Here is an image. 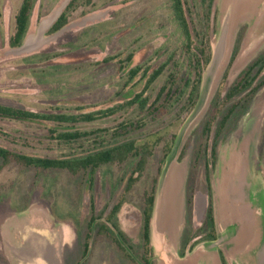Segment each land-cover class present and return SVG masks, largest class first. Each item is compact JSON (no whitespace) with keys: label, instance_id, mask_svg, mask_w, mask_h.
<instances>
[{"label":"rangeland","instance_id":"rangeland-1","mask_svg":"<svg viewBox=\"0 0 264 264\" xmlns=\"http://www.w3.org/2000/svg\"><path fill=\"white\" fill-rule=\"evenodd\" d=\"M70 1L34 0L24 47L18 49L10 40L23 0H0V105L67 115L124 107L112 116L73 125L0 117V146L52 158L114 142L151 141L156 146L140 172L131 157L99 167L92 184L88 172L72 175L0 163V264H144L142 210L153 189L151 264H264V87L223 130L210 170L220 247L194 244L202 241L199 228L208 204L205 161L195 158L204 155L208 144L203 128L215 113L217 95L223 100L239 74L264 52V0H214L211 62L203 72L199 100L191 110L181 103L169 111L159 94L171 66L145 88L153 71L181 47L169 0H80L65 28L51 32ZM189 9L193 27L200 29V0H189ZM136 66L148 75L141 72L129 80L128 72ZM142 93L150 109L127 105ZM157 106L160 110L153 112ZM221 116L212 127L210 146ZM132 123L136 126L129 127ZM63 132L82 137L66 143L59 138ZM132 176L138 179L126 190ZM91 202L100 225L115 204L123 203L117 222L129 238L132 257L105 234L94 233L82 260ZM186 237L193 240L183 246Z\"/></svg>","mask_w":264,"mask_h":264},{"label":"trees","instance_id":"trees-1","mask_svg":"<svg viewBox=\"0 0 264 264\" xmlns=\"http://www.w3.org/2000/svg\"><path fill=\"white\" fill-rule=\"evenodd\" d=\"M79 3L80 0H72L50 31L57 32L65 27L69 22L71 13L78 8ZM200 3L203 7V20L201 28L197 29V27H193L190 19L191 13L189 9V0H169L170 21L174 26L175 34L178 36V42H180L181 47L179 51L171 52L166 61L159 68L153 71V73L149 76L145 87L148 89L164 73V71L171 66L167 82L162 87L159 94V101L163 96V101L167 104L164 108L166 111H169L181 103H184V106L188 107L187 110H191L194 106H196L200 97L203 72L211 62L210 23L214 0H200ZM33 6L34 0H23V3L16 15L15 33L10 40L11 47H19L22 45L29 30ZM240 44L241 37L239 36L235 46V54L238 52ZM128 59H132V54L129 55ZM141 72L143 73V77L148 75L147 70H143L142 66L132 68L128 72L129 80L135 79ZM262 87H264V52L256 57V59L247 65V67L239 74L238 78L226 92L223 100L220 98V94H218L213 101L215 113L213 116L209 117L203 128V135L206 137L208 144L206 143L205 145L204 155L201 156V154H196L195 157L198 161H200L203 157V160L205 161V178L208 198L205 218L199 228V233L202 234V241L196 240L194 242L195 245L205 244L206 242L215 243L219 240L214 201L211 192L212 177L210 170L215 167L217 162V146L223 130L239 111L238 109L246 108L248 103ZM236 98H241L242 100L237 101L235 104L228 107V105L232 104ZM241 101L244 102L245 107L241 105ZM127 105H137L139 110L143 111L150 109L147 98H143V93L138 94L134 99L130 100ZM121 107L123 108L124 106L113 107L89 114L67 115L40 114L0 105V117L24 121H49L59 124L73 125L79 122H92L100 118L112 116ZM159 107L160 106L155 107L153 112H158L160 110ZM221 114L222 116L218 122L213 143L210 146L209 139L212 127L219 120ZM135 126L136 124L134 123L133 126L132 123L129 127ZM129 127L126 126L125 129H128ZM119 134H121V132L117 131L115 135L120 136ZM81 137L82 133L79 132H63L59 135V138L66 143L77 141ZM155 146L156 142L151 141H147V143L142 145L137 144L136 141L114 142L112 144L103 145V147L93 148L90 152L85 154L60 158L25 155L13 152L0 146V163L1 165H7L11 162H16L31 169H39L44 172L56 170L67 171L72 175H79L81 173L88 172L89 184H92V177L99 167L114 164L116 162H125L131 157L137 159L138 162L136 163V167L137 171L140 172L143 168H145L148 158L153 155ZM166 146L164 157L169 154L173 144ZM137 179L138 176L136 178H134V176L130 177L126 190L131 189ZM155 201V190L153 189L151 193L146 194L142 210L143 220L141 236L144 251V264H151L148 257L152 254L150 236ZM122 204V202L115 204L106 218V224L100 225L98 223L100 218L95 215V205L91 202V216L87 225L88 230L85 232V236L82 241V260L86 259L88 256L90 247L89 241L94 233H98L97 235L105 234L107 238H110L117 244L122 252H127L130 255L132 246L129 242V238L122 231L117 222V215L120 212ZM188 205L190 212H192V208H190L192 205L191 199L188 200ZM190 238L186 237L184 239L183 246L189 244Z\"/></svg>","mask_w":264,"mask_h":264},{"label":"water","instance_id":"water-1","mask_svg":"<svg viewBox=\"0 0 264 264\" xmlns=\"http://www.w3.org/2000/svg\"><path fill=\"white\" fill-rule=\"evenodd\" d=\"M70 2H71V1H70ZM70 2H69V3H70ZM69 3H68V5H69ZM68 5H67V6H68ZM67 6H66L65 8H67ZM62 14H63V12H60V13H59V15H58V16L56 17V19L54 20L53 24H51L50 29L54 26V24L58 21V19L61 17ZM64 28H65V27H63L62 29H60V30L57 31V32L62 31ZM23 47H24V43H23L22 45H20L18 49H21V48H23ZM218 243H220L219 240H218L217 242H215L214 245L217 246Z\"/></svg>","mask_w":264,"mask_h":264},{"label":"crops","instance_id":"crops-1","mask_svg":"<svg viewBox=\"0 0 264 264\" xmlns=\"http://www.w3.org/2000/svg\"><path fill=\"white\" fill-rule=\"evenodd\" d=\"M215 218H216V224H217V231H218V236H219V241H221V239H222V235H221V232H220V230L218 229V223H217V217H216V210H215ZM202 245H204V246H206V244H202ZM219 245V244H218ZM218 245L217 246H215V245H213V246H209V249H217L218 250V248L220 247H218ZM200 246V245H199ZM207 249H208V246H207Z\"/></svg>","mask_w":264,"mask_h":264}]
</instances>
